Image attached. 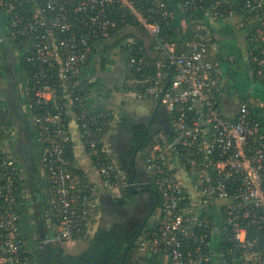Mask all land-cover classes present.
<instances>
[{
    "label": "built area",
    "instance_id": "obj_1",
    "mask_svg": "<svg viewBox=\"0 0 264 264\" xmlns=\"http://www.w3.org/2000/svg\"><path fill=\"white\" fill-rule=\"evenodd\" d=\"M177 1L182 12L207 6L214 19L231 21L245 37L253 77L264 82V0ZM120 7L121 21H138L162 54L153 63L128 54L122 86L130 96L160 102L175 136L172 143L156 142L145 158L161 205L138 240L142 262L264 264V128L247 101L235 118L220 113V47L205 26L196 27L189 50L178 54L160 37L162 24L175 18L164 0H0L6 40L21 53L26 111L41 148L50 240L88 244L100 194L116 195L125 185L106 143L120 119L91 108L82 83L96 44L119 32ZM1 67L0 51V76ZM14 131L0 106V141ZM75 132L96 178L81 166ZM171 155L189 187L172 173ZM23 175L19 159L0 149V264H35L21 211Z\"/></svg>",
    "mask_w": 264,
    "mask_h": 264
},
{
    "label": "crops",
    "instance_id": "obj_2",
    "mask_svg": "<svg viewBox=\"0 0 264 264\" xmlns=\"http://www.w3.org/2000/svg\"><path fill=\"white\" fill-rule=\"evenodd\" d=\"M176 11L180 14L181 8H178ZM194 20L197 26H205L219 43L220 54L218 58L222 71V95L219 97L220 113L226 118H235L241 103L247 101L253 107L256 118L260 120L264 128V82H259L253 77L244 35L233 29L234 24L231 21L214 19L205 9L197 11ZM180 25L183 29H187L188 27L185 19H182ZM118 34L107 41L96 44L94 55L83 71L82 83L85 98L91 108L114 112L123 123V127L118 131L112 129L106 136L107 146L119 170L123 173L124 170L120 168L115 150L116 143L121 140L123 131L130 136L129 130L134 125H146L149 121H153L155 132L159 133L156 139L157 142L172 143L175 136L169 113L165 112L164 116L159 117L156 101L130 96L122 86L129 59L126 44L143 41L145 55L148 61L153 63L159 57L156 42L142 30H138L136 33L127 30L122 34ZM6 37L7 29L3 18L0 16V40H2L0 43L2 63L0 106L10 113L15 130L14 134L0 141V149L15 157L19 156L22 162L24 161L29 164L33 162V166H37L38 175L42 177L40 187L44 193L45 184L44 172L41 165V148L37 142L34 127L26 115L14 114L17 110V105L18 107L20 105L24 106L21 96L26 91L24 67L20 58L21 53L20 55L16 54L14 46L7 42ZM12 87L13 91L11 92ZM23 109L26 111L25 106ZM19 130H25L26 142H21L27 145L25 156L19 155L16 151L17 149L14 147ZM76 140L78 144L77 153L80 157L79 161L82 168L91 178H96L93 167L90 166L87 160L81 157L82 153L77 133ZM34 160L38 162L34 164ZM169 161L172 173L189 187L188 178L181 170L175 156L171 155ZM22 168L24 173V165ZM144 170L145 176L152 179L146 165L144 166ZM111 198L116 200L118 196L117 194L101 193L99 196L100 207L110 202ZM107 219L109 223H112L108 217ZM101 221L102 218L100 220L99 216L96 224L97 230Z\"/></svg>",
    "mask_w": 264,
    "mask_h": 264
},
{
    "label": "flooded vegetation",
    "instance_id": "obj_3",
    "mask_svg": "<svg viewBox=\"0 0 264 264\" xmlns=\"http://www.w3.org/2000/svg\"><path fill=\"white\" fill-rule=\"evenodd\" d=\"M12 91L13 87L11 89V92ZM23 108L24 106L20 105L18 107L17 105V110L14 114L17 113L21 116L23 114L28 118L27 112ZM157 109L159 117L164 116V113L167 112V110L161 106L157 107ZM153 125V121H149V123L145 125L146 136L138 145H135L131 141L133 133H130L129 136L124 131L121 134V140L116 143V155L120 168L124 170L123 176L125 179V185L117 193L118 199L114 200V198H111L110 202L105 203L100 207V220L102 218V221L96 231V233L110 234L121 244L127 242L125 244V249L129 244H132L131 249L128 252L130 254H127V256L131 255L132 258L138 240L158 217L160 210L159 200H157L156 193H154L153 180L150 177L145 176L144 172V159L148 147L143 148V144L148 136L151 139H154L159 135L158 132H155V126ZM18 144L20 146L23 145L21 141H19ZM26 151L27 145L24 149L20 148V155L25 156ZM35 162L37 163L38 161L34 160V164H36ZM36 167L37 166L33 167L32 162V170L35 173H37ZM26 169H28L27 166ZM41 184H37L33 191L36 202L38 203V207L35 209L37 215H35L36 217L34 216L33 219H28L27 216L24 218V229L32 240L33 250L35 252L34 263L54 264V259L58 257L54 252L57 243L50 240L52 236V228L45 216L46 203L41 192ZM107 217L112 223L108 222ZM31 235H35L37 240L33 239ZM125 260L126 258L124 261Z\"/></svg>",
    "mask_w": 264,
    "mask_h": 264
},
{
    "label": "trees",
    "instance_id": "obj_4",
    "mask_svg": "<svg viewBox=\"0 0 264 264\" xmlns=\"http://www.w3.org/2000/svg\"><path fill=\"white\" fill-rule=\"evenodd\" d=\"M170 10L175 12V18L167 23H163L161 26V34L160 37L169 45H171L175 51V54L182 53L189 50V44L193 42V34L196 30L197 24L195 23V14L197 12H182L180 11V14L177 13V9L180 8V4L177 0H164ZM206 11H208V7L204 8ZM124 9L121 7L119 8V11L117 12L116 19L119 20V34H122L124 31L135 29L140 30V24L138 21H136L133 17L128 16L126 21L122 22L121 18L124 14ZM209 12V11H208ZM241 12V11H239ZM182 19H185L188 23L187 29H183L180 25V22ZM135 30H131L132 33L135 32ZM117 33V34H118ZM118 34V35H119ZM116 35V34H115ZM17 43V42H16ZM18 44V43H17ZM143 48V41H137L131 48H127V51L129 52L130 57L135 56L137 58L139 57H145L147 59V56L145 55V51ZM130 50V51H129ZM159 57H162L161 52L159 51ZM158 57V58H159ZM148 60V59H147ZM130 133H133V138L131 139L132 143L135 145L140 144L143 139L146 136V126L144 124L141 125H134L130 130ZM155 141L153 142V139H151L149 136L146 138L143 148L148 147V150L146 152V156L149 154L152 147L155 145ZM145 156V158H146ZM153 180V178H152ZM21 191L23 190L25 192L24 196L20 197V203L22 206V212L27 213L28 205L30 203L28 194H26V182L23 179L21 181ZM153 187L157 196V200H159V206L161 205V199L160 196L156 190L154 180H153ZM24 209V210H23ZM45 209V213H46ZM47 214V213H46ZM47 218V215H46ZM127 242H124V244H121L116 239H114L110 234L107 233H96L92 239L88 242L87 249L83 252L85 254H99L105 252V250L109 249L110 251V259L107 264H122L123 259V253L125 251V244ZM63 244L57 243L54 252L58 256L54 259V264H76L78 256L73 255H67L65 253V250L63 248ZM130 254V253H128ZM129 259V261H128ZM144 259L139 258L138 260H133L131 255H128L126 257V260L123 264H145L142 262ZM142 262V263H141ZM79 264H89L85 260H81Z\"/></svg>",
    "mask_w": 264,
    "mask_h": 264
},
{
    "label": "rangeland",
    "instance_id": "obj_5",
    "mask_svg": "<svg viewBox=\"0 0 264 264\" xmlns=\"http://www.w3.org/2000/svg\"><path fill=\"white\" fill-rule=\"evenodd\" d=\"M130 30H135V29H131ZM138 31L135 30V33ZM14 50L16 51V54L20 55V52L14 48ZM21 99L23 100L24 102V106L26 107V97H25V94L23 96H21ZM121 127H123V123L122 121L119 120V123L117 124V127L114 129L115 131H118ZM17 138L15 140V144H14V147L15 149H17V153L20 155V148L24 149L26 148V145L25 143H22L23 145H19L18 142L21 141V142H26L25 140V130H19V132L17 133ZM24 137V138H23ZM19 138V139H18ZM23 138V139H22ZM158 137H155L153 139V142L156 141ZM157 142V141H156ZM19 161L24 165L25 167V174L23 175V179L25 180L26 182V194H28L29 196V200H30V203H29V206H28V209H27V218L28 219H33L35 215H37V212H36V208L38 207V203L36 202V199H35V194L33 193L34 191V187L37 185V184H41V180H42V177L40 175H38V173H35L33 170H32V164L30 163H27V162H22V160L19 158V156H17ZM22 165V167H23ZM29 165V166H28ZM26 166L28 167V169H26ZM34 167V166H33ZM31 169V170H30ZM37 174V176H36ZM43 196H44V193H43V190H41ZM33 203V205H32ZM34 206V208H33ZM46 216V215H45ZM36 217V216H35ZM31 237L33 239H36L37 240V237L35 235H31ZM88 247V244L86 242H83V243H79V244H70V245H64L63 248L65 250V253L67 255H73V256H78L80 254H82ZM139 250H138V247H136L135 251H134V254H133V260H138L140 258V254H139ZM142 263V262H141Z\"/></svg>",
    "mask_w": 264,
    "mask_h": 264
},
{
    "label": "water",
    "instance_id": "obj_6",
    "mask_svg": "<svg viewBox=\"0 0 264 264\" xmlns=\"http://www.w3.org/2000/svg\"><path fill=\"white\" fill-rule=\"evenodd\" d=\"M170 80H171V76H170V78H169V80H168V82H167V84H166V87L169 85ZM159 106H161L160 102L157 103V107H159ZM131 246H132V244H129V245L126 247V249H125V251H124V258H123V261H124V259L126 258L128 252H129V250L131 249ZM109 259H110V251H109V249H107V250H105V252H103V253H99V254H91V255H87V254H85V253H82V254H80V256H79V258H78L76 264H79V262H80L81 260H85V261L88 262L89 264H107L108 261H109ZM123 261H122V262H123Z\"/></svg>",
    "mask_w": 264,
    "mask_h": 264
}]
</instances>
